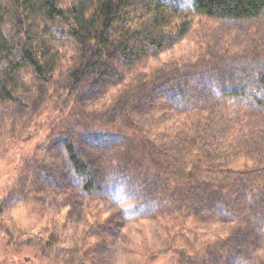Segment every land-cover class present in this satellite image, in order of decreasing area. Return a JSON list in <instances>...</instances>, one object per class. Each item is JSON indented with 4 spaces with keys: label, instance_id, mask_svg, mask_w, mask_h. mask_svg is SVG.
<instances>
[{
    "label": "trees",
    "instance_id": "16d2710c",
    "mask_svg": "<svg viewBox=\"0 0 264 264\" xmlns=\"http://www.w3.org/2000/svg\"><path fill=\"white\" fill-rule=\"evenodd\" d=\"M197 16L264 22V0H0L1 111L26 141L44 114L0 186V258L57 249L53 225L48 240L19 241L15 211L5 216L22 197L37 204L42 180L48 202L74 184L125 221H155L176 264H264V66L230 73L201 57L145 69Z\"/></svg>",
    "mask_w": 264,
    "mask_h": 264
},
{
    "label": "rangeland",
    "instance_id": "374dc122",
    "mask_svg": "<svg viewBox=\"0 0 264 264\" xmlns=\"http://www.w3.org/2000/svg\"><path fill=\"white\" fill-rule=\"evenodd\" d=\"M62 1L66 3L70 0ZM201 57L213 59L212 68L215 70L230 73L256 70L255 67L259 65L263 67L264 22L194 17V21L187 25L184 36L175 45L150 59L145 64V69L172 58H177L179 64H183L195 63ZM252 57L256 60L251 67L248 62ZM206 72L208 71L203 70L204 74ZM203 80L206 81V78ZM100 96L105 97L104 93ZM43 122V113L32 118L30 124L38 127L34 139L41 136ZM14 129L10 114L0 108V186L7 185L22 153L27 152L28 143L34 140L26 141L25 135L20 134L17 138ZM39 165L40 162H37L35 166ZM47 189L46 183L37 180L35 186L30 187V194L37 204L24 207L22 197L13 203V208H7L5 216L15 211L16 217H10L17 224L16 236L19 241L28 234L43 241L48 240L47 228L53 225L51 235L59 239L55 246L57 249L45 254L36 246L23 245L25 247H20L16 260L0 258V264H23L24 259H27L24 264H78L73 260L75 256L79 258L80 264H176L175 259L170 258L172 250L164 230L155 221H125L115 205L100 199L85 198L74 184L57 188V195L50 202L41 197V193ZM94 208L99 210V223H95L92 211ZM105 218L109 221L100 228ZM98 229L101 231L100 239L96 238L99 235ZM223 230L220 225L206 229L208 235L213 231ZM194 232L201 234L200 230ZM90 234L94 236L90 238ZM59 249L67 252L60 255Z\"/></svg>",
    "mask_w": 264,
    "mask_h": 264
}]
</instances>
